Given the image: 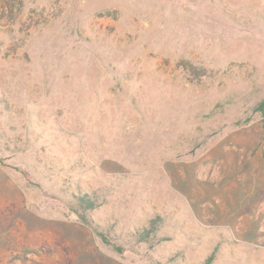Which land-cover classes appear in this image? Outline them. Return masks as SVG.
I'll return each mask as SVG.
<instances>
[{"label":"rangeland","instance_id":"rangeland-1","mask_svg":"<svg viewBox=\"0 0 264 264\" xmlns=\"http://www.w3.org/2000/svg\"><path fill=\"white\" fill-rule=\"evenodd\" d=\"M263 99L264 0H0V264H264Z\"/></svg>","mask_w":264,"mask_h":264},{"label":"trees","instance_id":"trees-1","mask_svg":"<svg viewBox=\"0 0 264 264\" xmlns=\"http://www.w3.org/2000/svg\"><path fill=\"white\" fill-rule=\"evenodd\" d=\"M256 110L264 114V99L258 104V106L256 107ZM86 206H87V207H86L87 209H92V208H94V206H93L92 204H90V203L87 204ZM82 220H83L84 222H88L86 217H82ZM158 222H159V218H157V220H154V221L152 222V226H151V228H150V232H149V230L146 232V234H147L146 239H147L148 237H150L151 235H153V234L155 235V234L158 232ZM97 235L102 239V241H103L105 244H107V245H111V243H110L109 240L104 236V234H102L101 232H97ZM155 237H156V236H155ZM117 250H120V248H117ZM213 260H214V255H212L211 257H209V258L207 259L206 264H212Z\"/></svg>","mask_w":264,"mask_h":264}]
</instances>
